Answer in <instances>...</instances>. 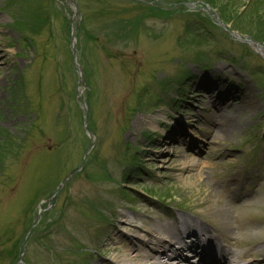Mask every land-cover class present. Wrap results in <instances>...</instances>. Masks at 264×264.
<instances>
[{
	"label": "rangeland",
	"instance_id": "obj_1",
	"mask_svg": "<svg viewBox=\"0 0 264 264\" xmlns=\"http://www.w3.org/2000/svg\"><path fill=\"white\" fill-rule=\"evenodd\" d=\"M72 1L76 17L67 0H0V264L31 225L23 264H99L113 224L132 230L116 212L143 229L175 206L219 219L208 207L229 203L239 237L264 241V56L210 23L264 44V0Z\"/></svg>",
	"mask_w": 264,
	"mask_h": 264
},
{
	"label": "bare ground",
	"instance_id": "obj_2",
	"mask_svg": "<svg viewBox=\"0 0 264 264\" xmlns=\"http://www.w3.org/2000/svg\"><path fill=\"white\" fill-rule=\"evenodd\" d=\"M73 33L75 32L73 31ZM74 51L75 49H73V53ZM236 99L240 100V97ZM228 108H230L229 105L226 106L227 110ZM217 109L220 110L219 114H222L225 110L220 107H217ZM222 122L223 124L218 127L220 137L229 131L230 127L228 124L232 121L226 119L225 123L223 120ZM212 133H215V131L213 130ZM212 139L213 141L208 142L209 150L212 149L214 145H217L215 140H220L219 137H212ZM196 144L199 146L197 140H193L190 143L192 147ZM191 150L192 149H190V152ZM184 159L183 166L185 169H193L198 172H200L201 169L199 175L202 176L205 174L204 169L207 167L201 165L196 158H192L191 156ZM215 179V184L213 185L214 192L221 189L222 191L220 193L224 195L233 190L231 184L227 185L226 181H222L217 177ZM202 182L207 183L204 179ZM205 185H207V188L210 186V184ZM220 208L222 209L220 215H223V218H220V221H222L220 224L223 225L225 231L237 236L238 232H242L244 221L239 219L237 213L226 206L220 207L218 203L215 206H209L208 211L219 213L218 209ZM115 214V217L119 220L118 222L128 223L131 225L132 230L125 231L122 229L120 223H118L117 226L113 224L112 228L114 229V233L111 235V240H107L106 242V250L111 254V259L101 261L99 264H171L170 262L165 263L161 260L162 255L167 254L168 250L173 252L177 261L176 264H184V251L187 249L193 250L194 248V245L190 246L184 243L185 235L183 234V229L181 230L178 226V223L174 225L165 222L169 214H158L161 221L157 223H153V220L147 215V219L143 220V229L133 224L134 220L137 219V217H134L135 214L130 212H116ZM205 223L208 222L205 221ZM222 225L219 226V228H213L209 223L208 225L201 224L200 226H196L194 223L187 222L184 225V227L190 231H193L192 229H194L195 226L196 230L208 238L209 242L205 244L203 250H197V257L200 258V261L206 262L205 260L208 258L210 260L208 261L210 262L209 264H264V241L262 239L252 240L251 242H244V240L238 241V238L232 239L224 233ZM220 228L223 232L220 233L221 235H217L215 232ZM212 229L215 232H213ZM210 236L213 238H210ZM125 239H127L129 243H125Z\"/></svg>",
	"mask_w": 264,
	"mask_h": 264
}]
</instances>
